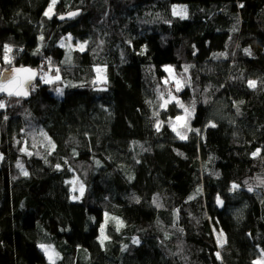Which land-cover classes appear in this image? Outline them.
Returning a JSON list of instances; mask_svg holds the SVG:
<instances>
[{
	"label": "trees",
	"instance_id": "16d2710c",
	"mask_svg": "<svg viewBox=\"0 0 264 264\" xmlns=\"http://www.w3.org/2000/svg\"><path fill=\"white\" fill-rule=\"evenodd\" d=\"M50 5L0 0V62L4 45L7 69L41 75L51 59L66 85L58 98L39 79L29 101H3L0 264H50L40 245L59 253L56 264H254L264 250V0H57L56 15L82 12L64 23L45 19ZM68 36L86 50L67 52ZM169 90L194 102L186 139L169 124L183 109L160 107Z\"/></svg>",
	"mask_w": 264,
	"mask_h": 264
},
{
	"label": "snow or ice",
	"instance_id": "6c2138e0",
	"mask_svg": "<svg viewBox=\"0 0 264 264\" xmlns=\"http://www.w3.org/2000/svg\"><path fill=\"white\" fill-rule=\"evenodd\" d=\"M57 0H51V5L49 7V9L44 13L45 16H48L49 18H51V14H53V6L56 4ZM244 5L241 4L240 7H243ZM181 15V18L186 19L187 18V13L186 10L179 13ZM78 15V13L76 12H72L70 13V16L74 17ZM60 19H64L63 16L59 17ZM43 39V37H41V40ZM67 39H71V37H68ZM63 46V45H62ZM4 55H3V62L5 64H12L13 61V57L10 56V53H12L13 49L12 47H10L9 45H4ZM81 50H83L84 45L81 44L80 45ZM245 52L248 53L249 55H251V52L249 49H245ZM223 55V54H221ZM187 67H185L184 71L187 72ZM102 70L100 68L96 69V72L98 73V77L96 81H93V83H107V78L106 77H100L99 73ZM166 72L171 73L173 71V69L171 68H165ZM56 75L54 77L49 76L48 73H43V75L41 76V80L44 83H55L56 81H60L61 77L58 74L59 73V69H56ZM37 73L35 71H33L32 69L29 68H11V70L5 68L0 70V94H7L8 96H27L28 95V90L30 87H34V85L31 84V81L36 77ZM164 83H168V80L165 79ZM184 83H187V81H185ZM181 85L182 82L180 79H176L174 81V88L175 91H180L181 89ZM248 86L250 88H256L257 87V82L250 80L248 81ZM58 92L62 93V90H58ZM168 98L165 99V93H160L159 95V99L161 101H163V103L160 105L161 108H165L167 106L168 103H170L171 101H175L176 104L183 109V115L182 116H177L176 117V121H169L170 126L172 127V130L174 132H176L177 136L180 137V139H186V133L184 132H179L177 131V124H179L181 127L184 126V124L182 122L185 121V118H190L193 113H194V102L193 104L186 106L185 104L181 103L175 96L172 95V91L169 90L167 93ZM151 103V102H150ZM5 105L2 101H0V108H3ZM155 116H159V112L154 113ZM163 123V121L157 120L156 122V129L157 131L160 130L161 124ZM210 127H215V124H210ZM192 129L189 127L188 131H191ZM198 134H199V129L195 130ZM54 148V145L52 146ZM260 154V150L257 149L256 152L253 153V156L256 157ZM18 167H21V170L23 172V175L27 176L28 173L27 171H24L21 165H18ZM57 167H59V165H57ZM69 183H75V181H70ZM239 187V185L233 184L232 185V190L235 191L237 188ZM249 191H252L251 188L248 189ZM73 191H76L75 188H73ZM199 191V190H198ZM79 192L80 195H83V185H80L79 188ZM76 198V197H74ZM138 202V201H137ZM217 203L219 205H223V201L220 200L219 197H217ZM107 217V214H105ZM115 221V224L117 226V231H119V229L121 227L124 226L123 222L120 221L119 219L113 217L111 218ZM107 222V220L105 221V223ZM108 237L105 235L104 233V227L101 226L100 228V243L103 245L104 241L107 240ZM217 241L220 244V246L222 247L223 244L226 242L225 238L223 237V233L221 232L218 236H217ZM134 243H139V241H134ZM40 247L42 248L43 251H45V253L48 255L50 264H55V259L53 258V254L55 255V257H59V253H55L54 249H52L50 246H45V245H40ZM217 256H219V253H217ZM262 256H264V250H262ZM254 264H261V261H256L254 262Z\"/></svg>",
	"mask_w": 264,
	"mask_h": 264
},
{
	"label": "rangeland",
	"instance_id": "374dc122",
	"mask_svg": "<svg viewBox=\"0 0 264 264\" xmlns=\"http://www.w3.org/2000/svg\"><path fill=\"white\" fill-rule=\"evenodd\" d=\"M56 5H57V2H56V4L53 6V14H51V18H49L48 16H46L45 17V19H53L54 20V17L56 16H58V15H56V13H55V9H56ZM186 9L185 8H183V7H181V6H174V13H175V15H178V16H181L179 13H181V12H183V11H185ZM186 13H187V10H186ZM68 37H70V36H68ZM68 37H66V38H64L62 41H61V43H60V46L61 47H63V48H65L66 50H67V52L69 51H73V50H80V51H85L86 50V48H87V43H85V42H76L72 37H71V39L69 40V39H67ZM81 44H83L84 45V48H83V50H81V48H80V45ZM63 45V46H62ZM10 56L11 57H13L12 55H11V53H10ZM51 59H48V60H46L45 62H44V66H43V68H42V71H41V75H40V80H41V76L43 75V73H48V75L49 76H52V77H54L53 76V74H52V70L51 69H49V71L46 69L47 67H49L50 66V64H51ZM14 64V60L12 61V64H5L3 61L2 62H0V70H2V68H7V67H10V66H12ZM98 68H100L102 71L99 73V76L100 77H106L107 78V72H106V68H104V67H98ZM168 68H171L172 69V67H168ZM97 69V68H96ZM96 71V70H95ZM169 73V72H168ZM169 76L171 77V79L173 80V81H175L176 79H175V77H174V73H173V71L171 72V73H169ZM97 77H98V73L96 72V80H97ZM41 82L42 83H44L42 80H41ZM38 83H39V81H38ZM46 84H54V83H46ZM38 85V84H37ZM96 87H97V90H99V91H103V90H105L106 88H107V83H101V82H98V83H96ZM253 89V88H252ZM55 90H56V92H55V96L56 97H58V98H63V96L65 95V90H66V85L65 84H60V81H56L55 82ZM58 90H62V93H60V92H58ZM5 99H2L1 101L3 102ZM3 110L4 109V107L3 108H0V110ZM176 121V120H175ZM175 121H173V122H175ZM183 124H184V126L183 127H181L179 124H177V131H179V132H181L183 129H186V128H188V124H189V120H188V118L186 117L185 118V121L184 122H182ZM174 132V131H173ZM176 133V132H175ZM39 140H40V144H41V146L43 147V149H45V150H47L49 153H51V152H53V151H55V148H56V145L54 144V142H53V140L49 137V135L46 133V131L43 129V128H39ZM54 145V148L52 147ZM1 159H2V157H0V163H1ZM75 181V183L73 184V188H75L76 189V191H74V192H77L78 193V195H80V192H79V188H80V186H79V184H78V182L76 181V180H74ZM75 200V199H74ZM220 207H222L221 205H219ZM104 230H105V228H104ZM223 233V231L222 230H216V229H214V235H215V239H216V241H217V236L220 234V233ZM223 237L225 238V240H226V242L223 244V246L221 247L220 246V244L218 243V241H217V245H218V247L220 248V249H224V247L227 245V238H226V236L224 235V233H223ZM45 246H48V245H45ZM51 247V246H50ZM41 248V247H40ZM52 249H54L53 247H51ZM41 250H42V248H41ZM43 251V250H42ZM54 251H55V253H57L56 252V250L54 249ZM44 252V254L46 255V257H47V259H48V261H49V258H48V255L45 253V251H43ZM53 258L55 259V264L58 262V259L60 258V256L57 258V257H55V255L53 254ZM257 261H261V264H264V256H262V254H261V256L258 258V260ZM50 262V261H49Z\"/></svg>",
	"mask_w": 264,
	"mask_h": 264
},
{
	"label": "water",
	"instance_id": "95a60500",
	"mask_svg": "<svg viewBox=\"0 0 264 264\" xmlns=\"http://www.w3.org/2000/svg\"><path fill=\"white\" fill-rule=\"evenodd\" d=\"M75 12L78 13V15L72 17V16H70V13H72V12H70L67 15L63 16L64 19L58 18L57 19L58 22L64 23V22H72V21L76 20L79 16H81L82 12L81 11H75ZM15 68H29V69H32L30 67H25V66H23V67H15ZM9 70H11V69H9ZM32 70L37 73L36 77L31 81V84L35 86V85L38 84V81H39V72L34 70V69H32ZM31 97H32V87L29 88L27 96H19V97H17V96H8L7 94H0V101L2 99H17V100L29 101L31 99Z\"/></svg>",
	"mask_w": 264,
	"mask_h": 264
},
{
	"label": "bare ground",
	"instance_id": "6f19581e",
	"mask_svg": "<svg viewBox=\"0 0 264 264\" xmlns=\"http://www.w3.org/2000/svg\"><path fill=\"white\" fill-rule=\"evenodd\" d=\"M68 13H62V14H58V16L56 17V20L59 18V17H61V16H65V15H67ZM58 21V20H57ZM60 23V22H59ZM39 78H40V74H39ZM55 92H56V90H55ZM55 92H54V96H55ZM56 97V96H55ZM74 181V180H73ZM72 184V183H71ZM72 189H73V184H72ZM224 233V235L226 236V238H227V244H228V237H227V235H226V233L225 232H223ZM215 241H216V239H215ZM216 243H217V241H216ZM227 246V245H226ZM225 246V247H226ZM224 247V248H225ZM261 254H262V251L260 252V255H259V257L261 256Z\"/></svg>",
	"mask_w": 264,
	"mask_h": 264
}]
</instances>
